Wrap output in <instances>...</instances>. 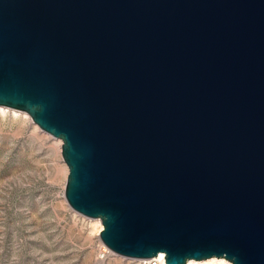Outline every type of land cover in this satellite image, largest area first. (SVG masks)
<instances>
[{
  "label": "water",
  "instance_id": "1",
  "mask_svg": "<svg viewBox=\"0 0 264 264\" xmlns=\"http://www.w3.org/2000/svg\"><path fill=\"white\" fill-rule=\"evenodd\" d=\"M0 105L109 250L264 264V0H0Z\"/></svg>",
  "mask_w": 264,
  "mask_h": 264
},
{
  "label": "rangeland",
  "instance_id": "2",
  "mask_svg": "<svg viewBox=\"0 0 264 264\" xmlns=\"http://www.w3.org/2000/svg\"><path fill=\"white\" fill-rule=\"evenodd\" d=\"M58 140L25 110L0 105V264H149L109 250L100 218L67 204Z\"/></svg>",
  "mask_w": 264,
  "mask_h": 264
},
{
  "label": "bare ground",
  "instance_id": "3",
  "mask_svg": "<svg viewBox=\"0 0 264 264\" xmlns=\"http://www.w3.org/2000/svg\"><path fill=\"white\" fill-rule=\"evenodd\" d=\"M4 106V105H2ZM9 107V106H8ZM13 108V107H10ZM16 109V108H14ZM56 148L60 150V146H61V141L58 140L56 142ZM65 170V167L63 166V171ZM97 218V217H96ZM156 259H158L159 264H167L164 261V254L163 252L159 251L156 254L153 255ZM142 259V258H139ZM232 264L231 261H227L226 258H224L223 256H209V257H205V258H201V259H193V258H187L185 259L184 264Z\"/></svg>",
  "mask_w": 264,
  "mask_h": 264
},
{
  "label": "built area",
  "instance_id": "4",
  "mask_svg": "<svg viewBox=\"0 0 264 264\" xmlns=\"http://www.w3.org/2000/svg\"><path fill=\"white\" fill-rule=\"evenodd\" d=\"M149 264H159L158 259H156L154 256H151L148 258Z\"/></svg>",
  "mask_w": 264,
  "mask_h": 264
}]
</instances>
